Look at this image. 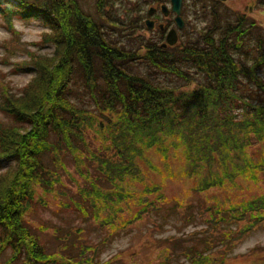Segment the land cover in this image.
<instances>
[{
    "label": "trees",
    "instance_id": "trees-1",
    "mask_svg": "<svg viewBox=\"0 0 264 264\" xmlns=\"http://www.w3.org/2000/svg\"><path fill=\"white\" fill-rule=\"evenodd\" d=\"M184 1L187 9L194 7L206 19L205 25L200 29L190 23L191 32L180 44L164 48L160 32L152 42L141 36L131 38L134 30L145 29V15L140 14L136 0L132 10L138 9V17L132 21L129 13L132 16L121 21L130 33L126 44L101 30L97 23L104 12L100 3L96 13H91L82 0H0V16L7 25L14 19L41 20L49 29L38 44L48 52L35 65L20 68L34 70L36 76L24 88L8 89L7 98L4 91L8 122L0 126V169L2 164L12 166L0 174V183L4 182L0 185V254L11 251L13 264H53L43 244L33 238L25 220L26 208L34 201L36 185L53 186L63 150L75 159L88 152L84 133L89 128L95 129L98 142L107 134L108 145L88 157L103 160L111 148L117 163L110 168L117 169L118 178L141 180L137 159L148 149H158L162 155L169 154L168 159L171 154L172 163L190 161L196 191L229 193L222 201L215 196L214 212L220 207L227 218L231 216L226 215L228 210L230 214L237 210L240 216L255 214L257 221L262 220L264 197L237 200L233 194L250 191L252 182L258 184L264 172L260 159L264 154L253 158L242 152L256 140L264 142V27L247 12L220 1ZM256 5L264 6V0H256ZM185 14L186 8L184 18ZM82 95L89 96L92 107L84 102L78 105ZM201 129H206L202 137ZM72 139L81 141L82 149H76ZM188 149L194 151L189 157ZM202 164L214 170L206 178L199 177ZM101 170L107 173L102 165ZM241 180L245 184L239 187ZM96 195L100 197V192ZM190 249L184 248V255L188 264H194L196 256ZM174 251L164 256V264H175ZM200 252L195 264L214 263Z\"/></svg>",
    "mask_w": 264,
    "mask_h": 264
},
{
    "label": "rangeland",
    "instance_id": "rangeland-1",
    "mask_svg": "<svg viewBox=\"0 0 264 264\" xmlns=\"http://www.w3.org/2000/svg\"><path fill=\"white\" fill-rule=\"evenodd\" d=\"M82 1L91 13H96L98 3L102 4L104 12L97 21L101 30L113 40H118V43L126 44L125 36L130 33L126 32V27L121 21L128 20L127 17L132 14V21L138 17V9L132 10L134 0ZM143 1L145 0H136V4L139 3L140 14L145 15L144 23L151 8L158 10L154 18L149 17L157 23L155 28L149 31L142 29L136 33L134 30L131 38L141 36L152 42L159 37L161 29L158 26L164 25L167 30L173 28L175 16L170 15L165 19L166 16L161 12L164 5L170 8V0H146L145 4ZM224 4L228 8L247 12L264 27V6H257L256 0H228ZM186 5L183 0V10L186 8L185 18L183 16L185 27L178 31L179 44L188 32H191L190 23H195L202 29L206 20L197 15L194 7L187 9ZM186 20L189 23L186 24ZM48 30L41 20L14 19L11 25H7L0 16V126H5L8 122L5 116L7 113L3 110L6 103L4 91L7 98L11 95L10 89L24 88L36 76L34 70L23 72L20 68L33 66V63L35 65L36 59L48 52L38 46L43 34ZM166 45V48L176 46L168 43ZM6 47L10 49V53ZM49 51L51 53L53 49ZM6 56H9L8 60ZM262 76L264 78V71ZM79 99H76L79 106L80 102L93 106L88 95H82ZM90 107V111L98 114L97 110ZM210 128L207 130L209 133ZM94 130L89 128L84 133L89 142L88 152L77 159L72 155H64L65 150L61 152V160L56 162V174L51 180L53 186L46 189L36 185L34 201L26 208L25 220L34 234L33 238L43 244L46 256L52 259L53 264H164V256L173 250L175 264H188L184 248L194 250V264L200 260L197 250L202 251L200 253L204 258L211 257V262L214 259L213 264H244L238 256L245 253L250 256H264V226H261L262 223L256 225L257 222H264V214L262 220L257 221L259 216L254 218L255 214H250L245 218L240 216L237 210H233L232 214L228 210L226 215H231L228 218L223 215L220 207L214 212L215 196L222 201L230 196L229 193L217 189L196 191V181L194 176L190 175L193 174L190 161L187 165L184 159V162L176 160L172 163L174 157L170 154L168 159L169 154L162 155L158 153V149H148L137 159L138 167L143 171L141 180H133L130 176L118 178L114 173L117 169L110 168L117 163L115 152L111 148L103 160L88 157L91 154L97 155V150L108 145L105 139L107 134L105 137L101 136L102 139L98 142ZM190 131L192 132V129ZM200 131L202 137L206 129ZM64 135L68 138V132ZM208 138L206 136L204 139ZM79 142L76 143V139H72V145L75 143L76 149H82L83 143ZM242 152L247 156L259 158V154H264V142L256 140L254 145L244 148ZM192 153L194 151L188 149V157ZM108 159L112 162H108ZM260 159L264 162V155ZM101 165L112 179L108 178L107 173L104 174ZM2 166L4 168L0 169V174L12 165ZM208 166L209 164H202L200 178H206L207 173L214 171L211 165L209 168ZM153 167L158 171L152 170ZM260 179L258 184L252 182L250 191L237 190L233 196L237 200L263 198L264 172L260 173ZM241 184L244 185L245 181L241 180L239 187ZM147 188L152 189L151 192H146ZM98 191L100 197L96 195ZM231 204L238 206L236 203ZM262 212L264 213V209ZM237 217L240 220H236ZM210 241L215 242L210 243L211 246L206 249ZM251 249V252H246ZM202 256L201 261L204 260ZM205 261L209 260H204L202 264H207ZM0 264H13L11 251L0 254Z\"/></svg>",
    "mask_w": 264,
    "mask_h": 264
},
{
    "label": "flooded vegetation",
    "instance_id": "flooded-vegetation-1",
    "mask_svg": "<svg viewBox=\"0 0 264 264\" xmlns=\"http://www.w3.org/2000/svg\"><path fill=\"white\" fill-rule=\"evenodd\" d=\"M156 9V8H155ZM153 9V12H152V14H151V17H155L156 16V14L158 13V10L156 9ZM161 12L163 13V11H162V9H161ZM164 14V13H163ZM148 15V14H147ZM166 17H165V19L166 18H168L170 15H174L172 12H171V10H169V11H167V14H164ZM182 17H183V14H182ZM148 19H150L149 18V16L147 17V19H146V21L148 20ZM152 20V19H151ZM153 21L155 22V24H154V28H155V26H156V23H157V21H155L154 19H153ZM169 25H171V21L169 22ZM172 27H173V24H172ZM158 28L159 29H161L159 32L160 33H162L164 36V41L165 40H167V37H168V32L167 31H169V30H167V28L164 26V25H160V26H158ZM255 247H257V246H255ZM254 247V248H255ZM253 248V249H254ZM252 251V249L251 250H248V251H246V252H251ZM239 258V260H242V261H244V264H264V256H250V255H246V253H245V255L244 254H241V255H239L238 256Z\"/></svg>",
    "mask_w": 264,
    "mask_h": 264
},
{
    "label": "water",
    "instance_id": "water-1",
    "mask_svg": "<svg viewBox=\"0 0 264 264\" xmlns=\"http://www.w3.org/2000/svg\"><path fill=\"white\" fill-rule=\"evenodd\" d=\"M218 1L224 2V1H227V0H218ZM172 5H173V7H172L173 12L177 14L176 24H177V26L179 28H182L183 25H184L182 19L180 18L182 0H172ZM147 25H148L149 29H151L152 26H153V23L150 22V21H148L147 22ZM167 41L171 45H173L174 43H176L178 41L177 34H176V31L175 30H172L170 32Z\"/></svg>",
    "mask_w": 264,
    "mask_h": 264
},
{
    "label": "bare ground",
    "instance_id": "bare-ground-1",
    "mask_svg": "<svg viewBox=\"0 0 264 264\" xmlns=\"http://www.w3.org/2000/svg\"><path fill=\"white\" fill-rule=\"evenodd\" d=\"M117 26V25H116ZM119 27V26H118ZM124 38V37H123Z\"/></svg>",
    "mask_w": 264,
    "mask_h": 264
}]
</instances>
